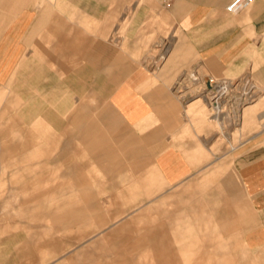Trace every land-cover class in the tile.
<instances>
[{
	"label": "crops",
	"instance_id": "obj_1",
	"mask_svg": "<svg viewBox=\"0 0 264 264\" xmlns=\"http://www.w3.org/2000/svg\"><path fill=\"white\" fill-rule=\"evenodd\" d=\"M229 1L0 0V88L70 143L72 244L111 230L135 251L114 263L264 264V133L222 144L201 103L189 110L216 85L224 131L221 105L264 91V0ZM245 74L261 85L229 94Z\"/></svg>",
	"mask_w": 264,
	"mask_h": 264
},
{
	"label": "rangeland",
	"instance_id": "obj_2",
	"mask_svg": "<svg viewBox=\"0 0 264 264\" xmlns=\"http://www.w3.org/2000/svg\"><path fill=\"white\" fill-rule=\"evenodd\" d=\"M245 79L261 85L251 75L245 74L233 83L229 94L240 92L239 86H243ZM207 93L210 99L204 102L197 99L189 110L201 103V113L205 118L213 119L218 142L224 144V136H227L231 137L232 145H236L241 138L264 133V91L261 97L252 99L235 94L245 101L238 110L232 102L228 106L223 104L224 112L229 113L225 116L227 127L224 131L213 118L216 85ZM255 104H262V107L248 113L249 107ZM21 106L13 91L0 88V144L3 148L4 144L12 143V149L18 148V152L13 149L12 154L0 157V264H119L114 262L121 257L131 258L135 251L117 250L124 246L118 244V236L111 235V230L102 233L95 227L100 220L91 221L98 235L91 244L77 246L76 240L72 244L67 171L71 160L70 143L66 144L64 136L54 127H49L46 120L41 121L37 113L21 112ZM261 114L263 117L258 120ZM250 119L253 122L246 125ZM91 216L99 217V214ZM241 252L239 255H248L242 249ZM224 259V264H232L231 256H224ZM177 260L180 261L177 264H216L210 259L207 262L206 257ZM128 264H150V261Z\"/></svg>",
	"mask_w": 264,
	"mask_h": 264
},
{
	"label": "built area",
	"instance_id": "obj_3",
	"mask_svg": "<svg viewBox=\"0 0 264 264\" xmlns=\"http://www.w3.org/2000/svg\"><path fill=\"white\" fill-rule=\"evenodd\" d=\"M253 0H230L226 6V12L236 13L243 10L244 8L249 7L252 4Z\"/></svg>",
	"mask_w": 264,
	"mask_h": 264
},
{
	"label": "bare ground",
	"instance_id": "obj_4",
	"mask_svg": "<svg viewBox=\"0 0 264 264\" xmlns=\"http://www.w3.org/2000/svg\"><path fill=\"white\" fill-rule=\"evenodd\" d=\"M219 93H221V95H226L228 93V89H225L224 87L223 88H220V92ZM224 105H226V104H224ZM221 108L224 109V106L221 105Z\"/></svg>",
	"mask_w": 264,
	"mask_h": 264
}]
</instances>
